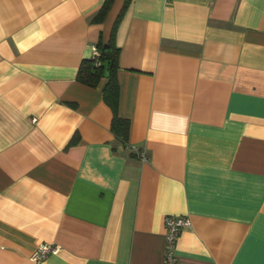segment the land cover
Instances as JSON below:
<instances>
[{"label":"crops","instance_id":"1","mask_svg":"<svg viewBox=\"0 0 264 264\" xmlns=\"http://www.w3.org/2000/svg\"><path fill=\"white\" fill-rule=\"evenodd\" d=\"M0 0V264H264V0H131L116 116L76 80L125 0ZM144 152L146 161L137 153Z\"/></svg>","mask_w":264,"mask_h":264},{"label":"trees","instance_id":"2","mask_svg":"<svg viewBox=\"0 0 264 264\" xmlns=\"http://www.w3.org/2000/svg\"><path fill=\"white\" fill-rule=\"evenodd\" d=\"M131 0H125L123 9L117 17L110 33L109 41L106 46L97 45L99 56L82 61L78 69L76 80L88 87L94 88L97 86L100 79L105 78L107 82L103 88V100L113 112V121L111 125L112 132L125 142L128 134V123L125 120L119 119L116 116L118 106V84L116 79V72L118 69V55L119 49L115 45L114 36L117 25L121 18L123 11L129 5ZM112 0H106L102 6L96 20L101 21L110 8Z\"/></svg>","mask_w":264,"mask_h":264},{"label":"built area","instance_id":"3","mask_svg":"<svg viewBox=\"0 0 264 264\" xmlns=\"http://www.w3.org/2000/svg\"><path fill=\"white\" fill-rule=\"evenodd\" d=\"M99 56L96 49L93 50L92 58H97ZM133 152L137 153L140 160L146 161L147 157L144 152H138L137 149L132 146L130 148ZM164 226L166 229L165 234V248H164V264H177L174 255V247L176 239L179 233L191 226V222L188 217L182 216H166L164 218ZM58 252V247L51 246L48 244H41L38 246L35 253L31 256V261L33 263H40L49 255H55Z\"/></svg>","mask_w":264,"mask_h":264}]
</instances>
